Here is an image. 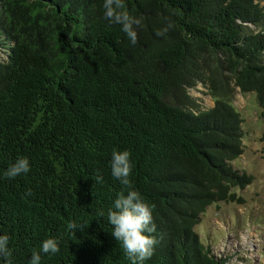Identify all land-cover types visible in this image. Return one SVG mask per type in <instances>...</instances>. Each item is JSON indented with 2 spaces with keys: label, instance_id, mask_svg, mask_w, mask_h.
<instances>
[{
  "label": "trees",
  "instance_id": "16d2710c",
  "mask_svg": "<svg viewBox=\"0 0 264 264\" xmlns=\"http://www.w3.org/2000/svg\"><path fill=\"white\" fill-rule=\"evenodd\" d=\"M126 10L141 20L134 45L102 0H0V173L30 163L0 179L13 264L49 237L59 251L41 264H132L107 222L126 191L110 174L113 150L129 152L131 187L152 212L144 264H233L195 227L216 202L244 203L234 188L252 181L232 164L245 148L233 100L236 88L253 93L264 118V0H126ZM198 84L212 107L190 95Z\"/></svg>",
  "mask_w": 264,
  "mask_h": 264
},
{
  "label": "rangeland",
  "instance_id": "374dc122",
  "mask_svg": "<svg viewBox=\"0 0 264 264\" xmlns=\"http://www.w3.org/2000/svg\"><path fill=\"white\" fill-rule=\"evenodd\" d=\"M5 51L0 43V59ZM197 89L200 91L191 89L190 95L201 107H212L211 96L205 94L208 89L200 84ZM233 103L244 119L245 148L232 164L251 175L252 181L243 189L234 188L244 203L220 201L210 205L195 229L204 244H210L219 256L229 257L233 264H264V118L253 93L244 95L236 88Z\"/></svg>",
  "mask_w": 264,
  "mask_h": 264
},
{
  "label": "clouds",
  "instance_id": "9594fccd",
  "mask_svg": "<svg viewBox=\"0 0 264 264\" xmlns=\"http://www.w3.org/2000/svg\"><path fill=\"white\" fill-rule=\"evenodd\" d=\"M104 17L120 26L131 44H136L137 33L134 26L141 24V20L129 14L126 10V0H102ZM167 28L156 31L157 36H163ZM127 150H113L110 158V174L125 186L126 191L117 193L107 210V222L111 227V236L119 242L121 249L132 264H144L154 251L155 238L150 235L154 232L152 212L144 202L141 194L131 187L129 175L131 164ZM30 171V163L26 157H19L13 161L2 173L0 179H14ZM102 176L96 181L102 182ZM98 215L103 217L104 211ZM68 230H76L81 226L75 222L66 225ZM59 251V241L55 238H45L40 242L39 250H33L28 264H41V254L53 255ZM12 253L9 248V236L0 234V264H13Z\"/></svg>",
  "mask_w": 264,
  "mask_h": 264
}]
</instances>
